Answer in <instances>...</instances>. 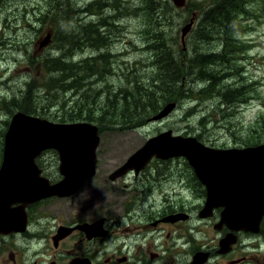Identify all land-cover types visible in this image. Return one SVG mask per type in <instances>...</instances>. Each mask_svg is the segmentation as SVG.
Masks as SVG:
<instances>
[{
    "label": "rangeland",
    "instance_id": "rangeland-1",
    "mask_svg": "<svg viewBox=\"0 0 264 264\" xmlns=\"http://www.w3.org/2000/svg\"><path fill=\"white\" fill-rule=\"evenodd\" d=\"M210 1L188 0L191 9H178L174 8L171 0H152L151 5L146 0H0V99L11 101L14 95L20 97L25 90L29 92V88L39 84L43 77L44 70L40 71L37 65L43 59L59 56H64L77 67H81L79 63L85 60L96 63L97 68L93 65L96 74L85 80L83 91L89 99L99 98L98 105L91 109L96 116L109 107L108 97L115 99L125 88L132 91L134 97L136 94L148 97L151 93L149 89L153 93L150 97L160 96V88L154 85L155 80L161 78L159 67L155 65L156 54L168 53L170 46L174 59L185 62L195 53L225 51L223 38L216 30L215 35L209 36V42L201 41V17L211 7ZM248 2L244 6L251 16L245 18L242 15L233 27V40L239 43L231 41L225 63L217 65L215 71L224 76L223 88L236 84L245 89V84L255 83L253 96L257 98L234 106L222 104L218 98L197 104L189 99H179L182 92L176 96L178 105L175 111L163 120L153 122L149 118L136 127L122 124L121 118H113V123H101L97 175L85 182L72 200H61L57 206H41L40 210L48 213L35 217L45 226L42 234L36 231L34 221V232L30 236H0V264H50L54 251L50 235L56 223L53 216L85 218L93 201L123 200L129 193L125 190L126 185L140 188L141 181L136 182L133 176L124 183L112 184L109 174L153 136L173 131L175 135L194 136L205 145L219 149L244 148L245 141L242 140L253 139L250 128L258 132L257 122L264 117V0ZM154 4H162L163 8L155 12ZM148 6L151 8L148 9ZM196 15L195 25L183 44L182 28ZM162 29L166 37L164 43L157 46L151 39ZM48 32L53 34L52 45L34 56L36 41L44 39ZM66 43H71L70 48ZM105 54L110 56L107 63L100 64L97 63L99 60H94L95 56ZM31 81L35 84L29 87ZM202 84L197 82L195 86L202 89ZM45 95L41 89L36 90L32 101L24 100L21 105H38L44 110V115L38 116L62 122L65 111L60 107H48L44 102L49 104L50 100H46ZM71 96L68 94L65 99L69 104H72L70 99L75 98ZM195 107L197 111L187 116L188 111ZM66 112L70 114L72 110L66 109ZM204 116L208 117L206 124L202 121ZM8 119L10 116L6 110H1L0 122ZM57 155L54 150L46 151L38 159L39 165L59 164ZM188 169L191 168L183 159L154 161L145 171L148 176L145 184L153 192L147 208L153 200L161 202L166 194L171 200L187 207H198L204 203V190L198 185L200 196L192 191L190 181L196 179L189 178ZM133 221L143 224L146 219L139 217ZM210 231H213L212 227L203 224L201 237L204 238V234H210ZM218 242L211 240L212 245H218ZM108 243L113 244L111 240ZM246 243L245 264H264V226L262 234ZM75 246L73 243L70 249ZM202 253L208 252L202 249ZM210 264L217 263L211 261Z\"/></svg>",
    "mask_w": 264,
    "mask_h": 264
},
{
    "label": "water",
    "instance_id": "water-1",
    "mask_svg": "<svg viewBox=\"0 0 264 264\" xmlns=\"http://www.w3.org/2000/svg\"><path fill=\"white\" fill-rule=\"evenodd\" d=\"M177 8L187 0H172ZM195 16L182 28L183 44L191 32ZM52 34L35 44L41 51L51 44ZM176 107L166 105L154 121L167 117ZM99 129L90 123L55 124L48 120L16 113L4 137L3 162L0 168V234L23 232L28 224V205L50 196L69 197L96 173V150ZM60 154V172L64 179L50 185L41 177L36 158L44 151ZM154 157L169 160L185 157L207 189L202 217L222 207L221 224L233 232L257 234L264 218V144L243 149H214L194 137L174 136L164 132L150 139L117 170L112 179L141 171ZM19 204L17 207L13 205ZM227 244L235 242L229 236Z\"/></svg>",
    "mask_w": 264,
    "mask_h": 264
},
{
    "label": "flooded vegetation",
    "instance_id": "flooded-vegetation-1",
    "mask_svg": "<svg viewBox=\"0 0 264 264\" xmlns=\"http://www.w3.org/2000/svg\"><path fill=\"white\" fill-rule=\"evenodd\" d=\"M40 169L42 176L49 179L52 184L63 179L60 164L51 166L42 164ZM146 169L139 174L129 173L116 181H111L110 178L117 168L109 174L112 184L124 183L131 176L136 182L141 181L140 188L136 185L125 186V190L129 193L123 200L107 202L104 199L95 200L87 209L89 212L85 218L53 216L56 223L50 235L54 250L51 263L210 264L211 261H215L217 264H245L247 259L245 249L248 248L246 242L256 235L245 231L233 232L227 225L221 224L222 207L215 208L212 215L203 219L201 211L207 201V191L195 180L190 181L192 191L200 196L199 185L205 193V201L198 207H187L183 203H177L166 194L161 202L156 203V200H153L147 208L153 192L145 184L148 178ZM187 171L189 178H195L191 169ZM73 196H53L29 205L26 209L29 220L28 230L22 234L11 235L30 236L34 232V221H36V231H43L45 226L35 220L37 215L48 214L40 210L41 206L48 204L57 206L59 201L72 200ZM148 210L149 212H146ZM139 217H144L145 223L133 221ZM94 223H99L102 230L96 234L86 232L85 227ZM203 224H207L213 230L210 234L205 233L204 238L201 237ZM263 225L262 222L260 234ZM229 236L235 237L232 245L226 242ZM212 239L219 240V244L212 245ZM110 240L113 244L108 243ZM73 243L77 247L72 250L70 248ZM66 244L67 248H65ZM202 249L208 253H202Z\"/></svg>",
    "mask_w": 264,
    "mask_h": 264
},
{
    "label": "trees",
    "instance_id": "trees-1",
    "mask_svg": "<svg viewBox=\"0 0 264 264\" xmlns=\"http://www.w3.org/2000/svg\"><path fill=\"white\" fill-rule=\"evenodd\" d=\"M151 1L152 0H146L148 4H150ZM210 2L211 7H209L201 17V27L199 29L202 31L201 41L204 40L209 42L211 40L209 36L215 35L218 31L223 38L222 43L223 47H225V51L195 53L185 62L184 60L179 62L174 59V51L170 46L168 53L159 52L156 54L155 58H157V61L155 65L159 67V77L161 78L155 80L154 85L160 88V96L150 97L153 93L152 89H149L151 93L148 97L139 94H136L134 97L132 91L125 88L124 90H120L115 99L108 97L109 107H107L106 110L100 109L102 113L96 116L97 114L95 111L91 109L98 105L99 98L89 99L86 94L83 93L85 80L96 74V70L93 67L94 65L97 68L96 63L93 64L85 60L82 64L79 63L81 67H77V64L68 61L64 56H59L56 58L43 59L41 63L35 60L40 63V65H37L38 69L40 71L44 70L41 82L33 88H29V92H22L20 97L14 95L11 101L0 99V111L5 109L10 118L17 112H23L32 116L44 115L42 112L44 110L38 105H34L33 107L30 104L25 107L21 105L24 100L31 102L35 91L39 89L46 94V100H50L49 104L47 101L44 102L48 107H58V109L60 107L61 110L65 111L61 123L88 121L98 126H100L101 123L115 122V120H112L113 118H121L123 120L122 124L130 127L139 126L145 120L157 114L167 103L176 102L178 100L176 96H179L182 92L183 95L179 99H189L192 102H197V104L214 98L220 99V103L222 104H231L233 106L240 103H250L253 99L257 98L253 96L255 83L245 84V89L236 86V84L228 86L229 88H223L222 80L224 76H219L215 71L217 65L225 63L224 58L227 56V50L231 45V41L233 43H239L233 40V27L235 22L238 24V19L239 21L242 19V15H245V18L251 16L249 10L244 6V3L246 4L249 2L248 0H211ZM154 6L153 10L155 12L163 8L162 4H154ZM150 8L151 6H148V9ZM188 8H192L190 2L187 3L184 9ZM164 37H166V32L162 29L158 33L156 32V36L151 40L155 41L158 46L160 43H164ZM81 41L82 40L79 42ZM70 45L71 43H66V46L69 48ZM96 46H98V44ZM64 51H66V48ZM36 54L37 52L34 56H38ZM109 57V54H105L101 57L95 56L94 60H99L97 63L102 64L107 63ZM197 82L203 83L202 89L195 86ZM33 84L35 83L31 81L28 86L31 87ZM68 94H71V97H75L74 99H70V103L72 104L67 103V100H65ZM140 97L141 101H139ZM33 103L37 104L38 102ZM196 107L191 108L187 116L197 111ZM66 109L68 111L72 110V112L68 114ZM139 109H141V112ZM202 121L206 124L208 122V117L204 116V120ZM9 122L10 119L0 122L1 161L4 135L9 126ZM257 124L256 129H258V132L255 130L252 131V128H250L253 139L242 140L245 141L244 145L247 148L264 144V117L260 118ZM100 130H102V127Z\"/></svg>",
    "mask_w": 264,
    "mask_h": 264
},
{
    "label": "bare ground",
    "instance_id": "bare-ground-1",
    "mask_svg": "<svg viewBox=\"0 0 264 264\" xmlns=\"http://www.w3.org/2000/svg\"><path fill=\"white\" fill-rule=\"evenodd\" d=\"M62 4V3H61ZM63 7H64V5H63ZM115 10V9H114ZM100 16V15H99ZM87 19V18H86ZM113 19H114V17H113ZM81 20V19H80ZM82 34V33H81ZM93 36H94V34H93ZM90 37V36H89ZM95 37V36H94ZM72 40V39H71ZM93 42V41H92ZM104 47H106V46H104ZM76 52V51H75ZM61 53V52H60ZM90 58V57H89ZM76 62V61H75ZM143 69V68H142ZM26 91V90H25Z\"/></svg>",
    "mask_w": 264,
    "mask_h": 264
}]
</instances>
